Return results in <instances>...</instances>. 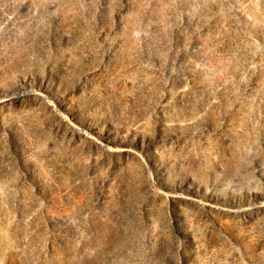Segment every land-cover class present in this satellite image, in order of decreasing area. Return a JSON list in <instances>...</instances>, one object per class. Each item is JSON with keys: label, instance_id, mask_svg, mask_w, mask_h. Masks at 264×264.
Here are the masks:
<instances>
[{"label": "rangeland", "instance_id": "374dc122", "mask_svg": "<svg viewBox=\"0 0 264 264\" xmlns=\"http://www.w3.org/2000/svg\"><path fill=\"white\" fill-rule=\"evenodd\" d=\"M97 259L264 264V0H0V264Z\"/></svg>", "mask_w": 264, "mask_h": 264}, {"label": "bare ground", "instance_id": "6f19581e", "mask_svg": "<svg viewBox=\"0 0 264 264\" xmlns=\"http://www.w3.org/2000/svg\"><path fill=\"white\" fill-rule=\"evenodd\" d=\"M66 107V106H65ZM64 107V108H65ZM67 108V107H66ZM69 108V107H68ZM87 122H84V123H87L88 124V121L89 120H86ZM90 122V121H89ZM96 129V128H95ZM110 129H112V127L110 128ZM124 136V134H122V137ZM125 137V136H124ZM112 138V137H111ZM108 139H110V138H108ZM124 151H132V149L131 148H126ZM158 166H161V165H158ZM163 167V166H162ZM121 235V234H120ZM113 236V235H112ZM117 237H118V235H117ZM109 238V237H108ZM116 238V237H115ZM122 238H119V241L121 240ZM110 240V239H109ZM113 241V240H112ZM114 241H116V239L114 240ZM110 243V242H109ZM115 243V242H114ZM110 244H112V243H110ZM118 244V243H117ZM131 244H132V241H131ZM115 245V244H114ZM119 245V244H118ZM110 246V245H109ZM125 246V249L127 248V247H129L130 246V241L129 240H126V244L124 245ZM114 247H116V246H114ZM113 248V247H112ZM120 252V251H119ZM79 264V263H78ZM80 264H85V262H83V261H81L80 260ZM89 264H100V259H97L96 261H94V262H90Z\"/></svg>", "mask_w": 264, "mask_h": 264}]
</instances>
